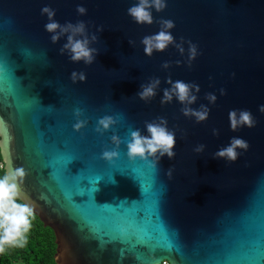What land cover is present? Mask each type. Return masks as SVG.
<instances>
[{"label":"water","instance_id":"1","mask_svg":"<svg viewBox=\"0 0 264 264\" xmlns=\"http://www.w3.org/2000/svg\"><path fill=\"white\" fill-rule=\"evenodd\" d=\"M134 3L0 0L6 173L19 167L28 172L21 195L54 232L57 264H264V0H167L164 11L153 9L154 21H174L170 31L177 42L184 37L198 46L191 68L187 43L183 56L171 45L144 54L142 38L160 26L135 23L127 14ZM45 6L56 10L60 24L82 20L90 32L103 25L99 43L91 45L99 49L92 65L60 54L66 37L51 42L41 15ZM72 71L85 72L86 81L73 84ZM169 76L200 86L191 107L208 106L207 121L184 117L175 98L160 103ZM152 77L161 85L145 103L137 93ZM209 92L217 96L214 105L205 99ZM77 108L87 120L80 131L73 127ZM233 109L251 111L256 127L233 132ZM104 116L117 123L101 135L95 129ZM157 117L176 131V155H165L153 168L150 159H129L127 142L131 130L147 135L145 121ZM114 134L122 141L119 156L107 161L102 153L116 148ZM232 137L246 140L248 151L234 163L213 158ZM199 144L206 147L198 154Z\"/></svg>","mask_w":264,"mask_h":264},{"label":"clouds","instance_id":"2","mask_svg":"<svg viewBox=\"0 0 264 264\" xmlns=\"http://www.w3.org/2000/svg\"><path fill=\"white\" fill-rule=\"evenodd\" d=\"M167 7V0H136L133 6L127 9V14L132 20L139 25H152L157 22L160 30L153 35H148L142 38L141 43L144 46V54L151 57L154 52H164L171 45L177 49L181 56L185 54L184 44L187 43V65L192 67V62L200 55L198 46L191 40L180 38L177 42L176 38L171 34L175 27L174 21L170 19H160L154 21L152 10L162 12ZM77 13L81 16L86 15L87 9L83 6H77ZM41 15L47 17L48 22L44 25L46 32L50 33V39L53 44H56L61 38L66 37V43L59 49L61 55L67 54L69 60L73 63L83 62L85 65H92L95 62L99 49L91 47V45L99 43L97 33L103 32L104 27L100 25L96 27V32H90L86 22L78 20L76 23L66 22L60 24L55 20L56 10L45 6L41 9ZM130 45L135 42L129 40ZM176 65L181 64L180 60L175 61ZM171 64L164 62L163 69H169ZM235 76V73H233ZM70 80L73 84L77 82H85L87 79L86 73L83 71H72ZM211 79V77H210ZM166 83L170 87L163 90V96L160 101L162 105L171 103L175 98L181 105V113L184 117L194 118L196 123H202L208 120L210 109L208 106L201 104L199 109H194L191 105L195 104L200 93V86L195 83H186L182 80L175 82L169 76ZM161 85V80L158 77H152L146 84H141V90L137 93V97L145 103L150 102L157 95V89ZM220 95H226L225 89L221 88ZM205 99L209 104H215L217 96L211 92L205 94ZM259 112L264 114V105L259 107ZM77 122L74 124V130L80 131L87 124V120H82L80 117L83 111L77 108L74 111ZM230 128L233 132L240 130L242 127L252 129L256 127L257 120L249 110L233 109L229 112ZM117 121L111 116H104L98 120L96 132L101 135L110 130ZM147 135H143L139 129L130 131V139L127 142V154L129 159L137 158L148 161L151 160L153 168L158 167L159 161L165 155L169 159L175 158L174 148L176 146V131L168 128V121L164 117H157L151 122L145 121ZM213 135H219V130L213 129ZM112 143L116 146L115 149L105 150L102 153V158L107 161H112L119 156L117 149L122 143L117 135L111 137ZM204 144H199L194 148L196 153H202L205 150ZM250 148L249 143L238 137H232L230 143L226 147L220 148L213 154V158L223 159L229 163H234L238 158L247 152ZM239 150V151H238ZM173 168L167 170L169 178L172 176ZM28 172L19 167L11 173H6L0 176V254L4 253L7 247H23L27 242V233L32 228V220L35 217L34 206L26 202L21 190Z\"/></svg>","mask_w":264,"mask_h":264},{"label":"trees","instance_id":"3","mask_svg":"<svg viewBox=\"0 0 264 264\" xmlns=\"http://www.w3.org/2000/svg\"><path fill=\"white\" fill-rule=\"evenodd\" d=\"M4 174L6 170L0 148V176ZM56 254L54 232L35 216L32 228L27 233V242L23 247H7L5 252L0 254V264H57Z\"/></svg>","mask_w":264,"mask_h":264},{"label":"built area","instance_id":"4","mask_svg":"<svg viewBox=\"0 0 264 264\" xmlns=\"http://www.w3.org/2000/svg\"><path fill=\"white\" fill-rule=\"evenodd\" d=\"M161 264H170L168 261H164Z\"/></svg>","mask_w":264,"mask_h":264}]
</instances>
